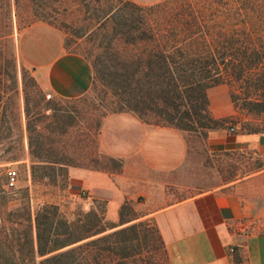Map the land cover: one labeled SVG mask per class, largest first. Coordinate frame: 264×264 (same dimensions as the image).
I'll return each instance as SVG.
<instances>
[{"label": "rangeland", "instance_id": "1", "mask_svg": "<svg viewBox=\"0 0 264 264\" xmlns=\"http://www.w3.org/2000/svg\"><path fill=\"white\" fill-rule=\"evenodd\" d=\"M157 2L161 3L160 7L146 15L137 8L115 6L113 0H61L58 13L50 10V16L43 8L56 4L54 0H21L17 11L14 0H0V264H40L44 256L69 246L37 253L36 214L45 236L49 235L46 221L53 217L77 221L83 219L86 211L99 209L104 204L70 190L66 167L119 170L120 160L100 153L97 147L99 123L106 113L112 112L113 105L109 102L115 97L98 77L96 62L110 55L118 45L113 31L119 28L121 21L145 29L149 25L197 23L202 17L209 26L217 17L219 24L233 26L234 37L249 47L236 45L235 57L243 64L239 79L217 82L227 86L234 113L210 128L180 129L184 134L186 156L174 175L162 172L160 186L154 184L147 192L136 190L132 197L124 199L126 203L121 207L123 201L120 203L116 219L106 220V223H118L120 218L124 222L105 231L146 221L148 217L143 215L159 205L215 187L233 191L246 206L248 213L238 222L241 231L264 232V0ZM108 9L112 10L110 17L115 20L113 27L110 20L90 27V17ZM35 20L47 21L58 28L64 48L82 55L89 63L92 77L82 94L60 97L50 93L31 67L18 59L16 33ZM254 47L259 48L258 52ZM144 117L149 120L146 122L153 123L151 115ZM218 126L232 127L227 132L232 137L240 136L241 141L231 148L209 149L208 131ZM244 136L252 138L243 139ZM8 166L17 171L16 182L10 187L5 186ZM43 203L54 204L49 209L53 212L57 207L59 215L44 213ZM82 222L89 226L93 219ZM138 232L140 238L144 233L148 238L154 237L151 221L138 226ZM150 243L158 244L155 238H151ZM151 254L155 256H151L154 262L159 256L157 264H165L158 250Z\"/></svg>", "mask_w": 264, "mask_h": 264}, {"label": "crops", "instance_id": "2", "mask_svg": "<svg viewBox=\"0 0 264 264\" xmlns=\"http://www.w3.org/2000/svg\"><path fill=\"white\" fill-rule=\"evenodd\" d=\"M131 1L149 4L159 0ZM15 49L18 59L31 67L50 93L75 97L88 88L92 77L89 63L64 48L61 31L51 23L35 20L19 28ZM206 96L212 117L226 118L234 113L225 84L207 87ZM229 127L208 131L209 149L231 148L241 141L240 136L229 135ZM96 142L100 153L120 160L119 170L68 165L67 186L74 193L103 201L108 221L116 219L120 203L134 191L147 192L154 184L160 186L162 172L174 175L186 156L182 130L146 122L125 110L102 117ZM247 213L236 193L214 187L159 205L143 217L150 218L157 228L170 264H264V232H243L238 226Z\"/></svg>", "mask_w": 264, "mask_h": 264}, {"label": "trees", "instance_id": "3", "mask_svg": "<svg viewBox=\"0 0 264 264\" xmlns=\"http://www.w3.org/2000/svg\"><path fill=\"white\" fill-rule=\"evenodd\" d=\"M20 1L14 0L16 11ZM113 1L115 6L137 8L146 15L161 5L160 2L137 5L130 0ZM54 3L44 7V11L57 14L61 0H54ZM111 11L108 9L101 15L90 17V27L103 25L107 20L113 27L115 20L110 17ZM211 21L208 26L202 17L198 24L193 21L192 24L185 22L164 27L149 25L145 29L121 21L119 28L113 31L118 45L110 55L96 62L98 77L115 97L109 102L113 105L112 111H131L145 121L149 120L143 116L151 115L153 123L183 130L219 124L223 118L211 116L206 88L222 80H238L243 64L235 57L236 45L249 46L234 37L236 30L233 26L219 24L217 17ZM254 48L258 52L259 48ZM249 50L252 51V47ZM125 203L123 201L120 207ZM54 206L43 203L41 209L52 216L59 215L57 207L53 212L49 209ZM56 218L46 221L49 235L44 236L41 222L35 215L36 251L43 254L69 246L44 256L39 260L40 264H157L159 256L156 262L151 258L154 256L151 253L156 250L165 264H170L163 241L150 218L146 219L152 223L154 237H150L155 238L157 245L150 243L151 238L146 233L139 237L138 226L146 221L131 222L105 231L124 220L120 218L118 223L107 224L103 204L84 214V220L93 219L89 226L80 218L77 221L61 216ZM30 241L32 246V238Z\"/></svg>", "mask_w": 264, "mask_h": 264}, {"label": "built area", "instance_id": "4", "mask_svg": "<svg viewBox=\"0 0 264 264\" xmlns=\"http://www.w3.org/2000/svg\"><path fill=\"white\" fill-rule=\"evenodd\" d=\"M232 128V127H230ZM16 179H17V171L15 168L11 167V166H8L6 169H5V186H13L16 182ZM229 251L232 250L231 247L228 248Z\"/></svg>", "mask_w": 264, "mask_h": 264}]
</instances>
